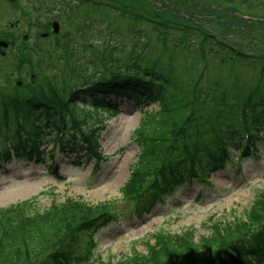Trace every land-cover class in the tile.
I'll return each instance as SVG.
<instances>
[{"label":"trees","instance_id":"1","mask_svg":"<svg viewBox=\"0 0 264 264\" xmlns=\"http://www.w3.org/2000/svg\"><path fill=\"white\" fill-rule=\"evenodd\" d=\"M242 1L246 9H252L253 0ZM35 3L43 6L41 0ZM58 5L57 1L52 4ZM257 6L264 11V0ZM122 7H116L118 13L124 11L122 14L134 22H147L133 11L126 14ZM254 17L264 25L261 16ZM29 18L36 19L35 15ZM107 23L105 19L86 18L80 30H75L74 44H78L73 47L74 62L64 77L66 86L60 87L53 80L45 91L39 89L30 98L16 93L8 98V106L0 105V145L4 147L0 168L14 157L44 161L48 153L54 156L56 148L85 151L89 159L96 155L107 120L119 112L118 104L103 97L107 93L134 97L142 107L157 105L142 111L133 132L138 159L123 187V198L130 202L149 194L162 196L190 179L206 181L219 168L235 169L237 161L249 157L264 141V59L250 55L237 58L239 65L258 70L256 74L247 70L250 81L239 82L238 73L235 79L230 78L232 83L222 76H211L212 52L218 59L239 54L221 42L216 44L215 37L205 30L181 21L165 25L167 29L160 23L159 31L165 36L174 33L178 44L196 47V61H192L195 73L189 65L179 73L163 55L152 58L151 39L148 36L145 43L141 28H136L135 41L111 53L110 58L98 56L93 43L105 38L104 31L111 35ZM192 40L200 41L194 45ZM126 52L128 58L122 59ZM24 75L35 74L28 71ZM19 89L16 83L15 90ZM46 143H53L50 151L44 147ZM101 155L99 151L98 157ZM32 203L29 198L0 207V264H249L245 259L249 253L258 262L264 257V187L242 217L212 222L210 233L200 241H192L187 232L157 233L146 253L135 252L117 261L98 258L92 263V250L86 257L79 255L73 238L79 232L92 235L91 231L107 220L101 213L112 208L70 198L53 202L44 210ZM250 238L253 242L245 245ZM48 250L52 252L45 255Z\"/></svg>","mask_w":264,"mask_h":264},{"label":"rangeland","instance_id":"2","mask_svg":"<svg viewBox=\"0 0 264 264\" xmlns=\"http://www.w3.org/2000/svg\"><path fill=\"white\" fill-rule=\"evenodd\" d=\"M36 1L39 2L0 0V30L4 29L5 33L10 30L16 42V46L10 45L5 49V56L0 58V105H5L8 98L16 93L30 98L39 89L45 91L53 80L60 87L66 86L64 77L69 65L74 62L76 49L73 47L76 48L78 44H74V32L80 30L86 18L105 19L108 22L111 35L104 31L105 38L99 37L93 43L98 56L107 55L110 58L111 53L135 41L136 28H141L146 34L145 43L148 36L151 39L152 58L163 55L172 60L179 73H183L186 65L195 73L192 61H196L193 60L196 59V47L184 42L178 44L174 33L165 36L166 33L163 35L159 31L160 23L163 29H167L165 25H176L181 21L205 30L215 37V43L221 42L239 54L238 57L226 54L225 58L218 59V54L212 52L209 57L211 76H222L232 83L230 78L234 76L235 79L238 73L239 82L250 81L246 79L248 71L256 74L258 70L239 65L237 58L250 55L264 59V25L254 17L261 16L264 20V11L258 8L242 10L236 6L242 14L239 16L224 10L221 3L210 0H41L42 7ZM56 1L59 5L52 6ZM116 7L125 9L126 14L133 11L149 23L134 22L122 14L124 11L118 13ZM34 15L35 21L29 18ZM13 23L16 24L14 31L11 29ZM54 26L59 30L54 32ZM199 41L192 40V43L199 44ZM130 48L131 45L129 51ZM78 51L82 53L80 44ZM127 52L122 54V59L128 58ZM86 57H90V54ZM28 71H33L34 77H24ZM19 80L22 81L20 89L15 90ZM103 97L115 98L112 93ZM117 99L120 102L119 112L107 120V128L99 140L104 156L102 166L73 165L61 151H57L55 158H49L47 162L14 160L8 166V173L0 171V207L29 198L33 199L32 205L40 210L47 209L53 202L63 203L67 198L82 200L91 206H110L113 208L111 211L124 220L122 224L111 222L95 232L92 249L95 255L93 260L101 258L112 261L135 252L146 253L148 246L155 241L153 235L157 233L187 232L192 234V241H200L201 237L210 233L212 222L230 221L233 216L236 219L243 216L258 190L264 187L262 145L257 150L260 156L253 155L243 162L242 174L235 175L233 169L218 171L211 175L210 184L191 183L183 186L172 196L157 198L142 214L131 212L129 218H125L132 206L140 207L135 201L126 203L123 199V187L138 159L139 147L132 141L133 132L140 123L142 111L156 109L157 105L142 108L133 97L120 95ZM51 146L46 143L44 147L50 150ZM3 148L0 145V151ZM90 234L79 232L73 238L78 245L79 255L83 257L89 252L86 249L93 233ZM51 252L48 250L45 255Z\"/></svg>","mask_w":264,"mask_h":264},{"label":"flooded vegetation","instance_id":"3","mask_svg":"<svg viewBox=\"0 0 264 264\" xmlns=\"http://www.w3.org/2000/svg\"><path fill=\"white\" fill-rule=\"evenodd\" d=\"M230 1L231 0H224L222 2V6L224 5L222 8L224 10L228 11V12H231V13H234V14H237V15L241 16L242 14L236 9V6H239V8H241L242 10H245L246 8L244 6L243 1L239 0V2L237 1L238 3L235 0H232V2H230ZM255 1L257 3H254ZM251 4H252V8H258L259 9V7L257 6L258 0H253ZM247 10H249V9H247ZM15 28H16V24L13 23L11 25V29L14 31ZM5 42L7 43V45H4ZM0 43L3 44V45H0V58H1V57L5 56V54L7 53L6 50H5L6 48L8 49V47H10V45L11 46H16L14 34L11 33L10 30L8 32H6V33L4 32V29L2 31L0 30Z\"/></svg>","mask_w":264,"mask_h":264},{"label":"water","instance_id":"4","mask_svg":"<svg viewBox=\"0 0 264 264\" xmlns=\"http://www.w3.org/2000/svg\"><path fill=\"white\" fill-rule=\"evenodd\" d=\"M54 30L57 31V26H54Z\"/></svg>","mask_w":264,"mask_h":264}]
</instances>
